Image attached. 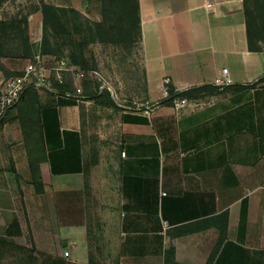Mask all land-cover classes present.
<instances>
[{
  "label": "crops",
  "instance_id": "1",
  "mask_svg": "<svg viewBox=\"0 0 264 264\" xmlns=\"http://www.w3.org/2000/svg\"><path fill=\"white\" fill-rule=\"evenodd\" d=\"M137 2L149 102L160 99L165 77L174 91H191L215 86L226 68L225 89L236 93L205 107L229 117L251 103L258 114L252 108L241 127L231 115L203 134L202 108L182 115L162 105L144 114L68 90L28 91L0 125V242L43 252L35 228L52 208L54 263L71 256V264H96L86 233L101 184L102 226L110 231L113 221L117 232L115 264H264V42L250 47L246 21L248 13L264 21V0ZM35 97L37 126L24 136L20 119ZM202 145L214 153L203 176ZM110 242L108 235L104 247Z\"/></svg>",
  "mask_w": 264,
  "mask_h": 264
},
{
  "label": "rangeland",
  "instance_id": "2",
  "mask_svg": "<svg viewBox=\"0 0 264 264\" xmlns=\"http://www.w3.org/2000/svg\"><path fill=\"white\" fill-rule=\"evenodd\" d=\"M41 3L51 5L59 10L58 15L62 25L55 27L56 29H51V26H49L47 38L50 42V52L45 55H48L49 58H65L72 63L70 53L73 51L77 54L80 63L83 61L86 67L82 68L79 65H75L78 69L83 71V76L79 77L78 81L77 79H73L70 75L67 76L66 79L69 82L67 86L71 93L76 95L81 94L83 84L92 87L97 85L98 92H107L110 98L118 103L120 107L127 110L140 109V112L144 114L147 107H149L147 111H150V109L155 110L162 105L167 107L171 105V103H161V100L151 103L146 97V84L139 53V33L136 28L130 32L128 36L129 39L123 45L99 41L98 37H96V40H92L88 26L94 28V23L98 22L96 19L99 18L101 20V16L99 17L100 3L98 0H0V20H23L24 18L27 20L28 35L33 45L32 57L37 53H41L42 50L44 30L42 26H40ZM71 8L76 10L77 14L70 12L69 9ZM28 19H30V22ZM32 57L26 59H2L0 63L10 73H14L20 71ZM10 76L13 75H4L5 78L2 79H6ZM225 88L226 87L221 88L213 86L209 90L190 91L191 96H187L188 105L180 114L183 115L188 113V111H198L202 108V117L207 118L202 124L203 134L210 133L219 122L229 119L231 115L238 118L237 121L241 127L243 123L247 122L246 117H249L247 115L251 113L252 108L255 113L257 112L258 114V111L255 109L259 105L255 106V104L251 103L245 104L243 107L235 108L229 112V117L225 115L217 116V111L214 108L205 107L206 103L214 96L236 93ZM246 94V92H243L241 95ZM256 119V123H260L261 125L262 121L260 114ZM262 141L261 139V142ZM203 145L202 176L209 173V170L205 169L204 165H207L206 162L208 163V161H211L210 158L212 154H214L212 148L204 149ZM212 146L214 149L216 148V145ZM234 158V155H230V159ZM114 161L116 162V158H114L111 162L112 164H110L113 172L115 171L113 168ZM108 170L110 169L108 168ZM87 188L89 193H91L92 187L88 185ZM101 189V184L96 185L94 188L95 199L93 201L95 204V213L97 215L94 217L95 222L93 223L94 227H91L92 231L90 230V232L86 233L88 245L91 244L90 253H94L96 264L112 262L118 249L117 232L113 221L110 231H106L104 226H102L101 213L103 211V202ZM44 211L45 210H43V215H45ZM52 213H54V209L51 208L50 211L48 210V214L43 216L44 219H48L49 222L44 224V226L39 225L38 228H35L36 242L40 245V249H42L43 252L34 253L33 248L13 246L10 241L0 242V264H55L54 261H57L59 253L56 252V247L53 245V237H50L55 229L54 217L53 215H49ZM108 235L110 236L111 248L104 247V241ZM107 255L110 256L111 260L105 262L103 258H106ZM71 258L72 257L69 256L66 260L64 259V261L71 264ZM111 262L109 264H115Z\"/></svg>",
  "mask_w": 264,
  "mask_h": 264
},
{
  "label": "trees",
  "instance_id": "3",
  "mask_svg": "<svg viewBox=\"0 0 264 264\" xmlns=\"http://www.w3.org/2000/svg\"><path fill=\"white\" fill-rule=\"evenodd\" d=\"M98 1L100 3L99 14L101 16V20L94 23V28H91L87 25L92 40L94 41L96 40V37H98L99 41L110 42L113 44H125L129 39L128 36L130 35V32L134 30V28L138 30L139 18L137 0ZM69 10L70 12L77 14L76 10L72 8ZM40 11L42 15V28L44 30L41 53L48 54L50 52V42L47 38V30L49 26H51V29H56L55 27H59L61 25L60 17L58 15L59 10L51 5L41 3ZM247 15L248 17L246 16V21L248 43L250 47L258 48L257 46L254 47V44L258 42H264V21L262 22L258 19L255 21L253 20V18L251 19L249 17V13ZM32 47L33 45L28 35V22L25 18L23 20H0V60L31 58L33 55ZM70 59L74 65H79L82 68H86L83 61H81L82 64L80 63V60L78 59V56L75 52L72 51V53H70ZM0 71L5 76H9L11 74L15 76L20 73V71L10 73L1 63ZM212 87V85H205L192 90H209ZM55 88L59 93H64L65 90L70 91L69 87L66 84L57 85ZM169 91V97L161 100V103H171L170 99L173 96L182 98L191 96L190 91H174L172 87ZM81 95L86 98L92 99L98 105H105L116 108L115 102L110 98L107 92L98 93L97 85H94L92 87L83 84ZM31 102H36V105H31L30 108H28L27 111L24 112V115L21 116V118H23L20 119L22 127L24 128V136H27L29 131L33 133L35 131V127L37 126L34 121V114L37 113V111L40 109V107L38 106V99L35 97V99L31 100ZM27 129L28 131H26ZM29 161L32 174H35L38 169V163L33 162L31 158H29Z\"/></svg>",
  "mask_w": 264,
  "mask_h": 264
},
{
  "label": "built area",
  "instance_id": "4",
  "mask_svg": "<svg viewBox=\"0 0 264 264\" xmlns=\"http://www.w3.org/2000/svg\"><path fill=\"white\" fill-rule=\"evenodd\" d=\"M68 75L73 79H78L83 76V71L65 58H49L48 55L42 53L35 54L32 59L26 62L18 75L0 80V125L10 116L13 108L25 92L46 90L57 94L59 92L55 88V84L65 83ZM169 84L170 79L163 78L159 100L169 97ZM231 84L232 81L227 75V69L223 68L221 74L216 77L214 85L225 87ZM63 95L69 96L66 92ZM170 102L176 113L182 112L188 105L187 98L177 96L171 97ZM147 110L149 107L146 108L145 114H147ZM63 255L67 257L69 252L64 251Z\"/></svg>",
  "mask_w": 264,
  "mask_h": 264
},
{
  "label": "water",
  "instance_id": "5",
  "mask_svg": "<svg viewBox=\"0 0 264 264\" xmlns=\"http://www.w3.org/2000/svg\"><path fill=\"white\" fill-rule=\"evenodd\" d=\"M63 244H65V243H63Z\"/></svg>",
  "mask_w": 264,
  "mask_h": 264
}]
</instances>
